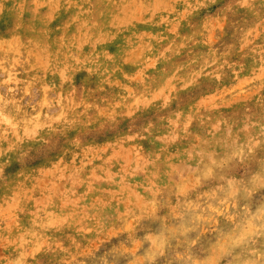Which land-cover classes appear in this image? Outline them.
Segmentation results:
<instances>
[{"label":"rangeland","instance_id":"1","mask_svg":"<svg viewBox=\"0 0 264 264\" xmlns=\"http://www.w3.org/2000/svg\"><path fill=\"white\" fill-rule=\"evenodd\" d=\"M0 81V264H264V0H0Z\"/></svg>","mask_w":264,"mask_h":264},{"label":"bare ground","instance_id":"2","mask_svg":"<svg viewBox=\"0 0 264 264\" xmlns=\"http://www.w3.org/2000/svg\"><path fill=\"white\" fill-rule=\"evenodd\" d=\"M51 36V35H50ZM1 82V81H0ZM246 155V154H245ZM177 218V217H176ZM138 221V220H137Z\"/></svg>","mask_w":264,"mask_h":264}]
</instances>
